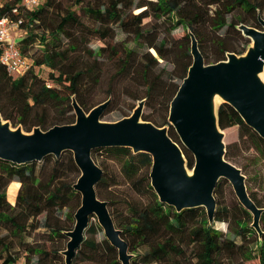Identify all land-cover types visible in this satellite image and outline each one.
<instances>
[{"label": "trees", "instance_id": "obj_1", "mask_svg": "<svg viewBox=\"0 0 264 264\" xmlns=\"http://www.w3.org/2000/svg\"><path fill=\"white\" fill-rule=\"evenodd\" d=\"M85 1L75 0L74 5H81ZM20 2L21 0H8L3 3L0 6V17L12 15L14 19L23 20L21 29L27 30V37L19 42L20 49L26 55L27 51L40 41L43 47L41 53L36 58L31 55L35 61L34 65H46L56 71L57 76L51 74L54 84L48 87L44 80L38 78L33 68L24 76L15 78L0 63V114L4 120L10 121L13 126L21 125L26 132H31L37 127L46 131L56 125L73 124L76 119L72 104L74 98L86 112H90L99 105L88 109L89 106L85 102V97L92 86L88 87L86 79L94 77L96 78L94 82L98 84L102 71L94 65L83 69L84 67L72 61L73 56L78 53L79 47L73 40V34L70 33V30H74L78 26L83 27V25L78 19L77 12L68 7L63 14L56 17L52 22V27L40 33L42 23L46 21L49 13L61 7V1L46 0L40 9L34 12L21 11L18 16H15L12 14V9ZM140 9L139 13L135 12ZM83 11L94 23L98 24V27H94L92 32L88 30L83 36L95 35L104 40L107 39V28L110 27L109 29L116 33L115 26L127 36H134L136 40H140L143 36L152 34L150 30L146 32L145 27L148 23L147 20L155 17L164 21L168 20L175 26L186 25L188 30H191L197 38L200 47L203 40L198 28L203 25L209 26L215 33L225 27H238L242 24L262 28L258 16L261 14L264 18V13H262L264 12V0H257V2L254 0H101L100 2L94 0L93 3L86 5ZM229 16L231 17L230 21L228 20ZM238 35H240L241 40L244 39L241 31ZM66 37L69 41L67 49L62 46L63 39ZM112 37L116 38V36ZM185 37L189 41L190 36ZM117 43L111 52L117 55L115 59L122 52L124 57L118 61L119 70L116 76L120 79L130 78L135 75L137 66L136 62H133L136 50L131 47L122 49L121 43L118 41ZM165 45L166 42L163 40L159 46L158 44L150 46V48H154L158 58H153L149 52L144 54L146 58L149 56L150 60L144 64V70L141 69L137 74L140 79L147 83L145 95L140 100H145V107L158 96L166 103L169 112L170 104L181 84L172 85L174 87L169 92L171 87L163 82V75L153 77V66L149 65L151 62L157 64L159 58L167 59L163 52ZM217 45L222 48V56L214 58L213 63L226 60L225 54L233 52V48L228 46L224 39L222 42L218 41ZM200 50L206 59L204 48L200 47ZM106 52L107 46H100L97 53L105 55ZM244 53L240 52L239 55ZM90 54L93 56V51H90ZM95 63L97 64L98 60L95 59ZM192 63L193 59L188 54V59L179 76L181 83L187 76ZM109 99L110 103L107 109L112 103V96ZM63 107H66L70 114L52 118L51 112ZM142 119L152 122L158 127L168 126L170 137L180 145L188 167L193 169L195 158L182 144L170 121L158 125L154 122L151 114L145 113L142 115ZM218 120L222 130L239 126L245 133L242 136H252L255 146L261 150L264 157V139L246 125L240 114L230 104L222 103L219 106ZM50 123V128L46 129V125ZM101 151L109 152L120 159L122 173L133 189L138 193L144 191V194L151 198L148 205L140 209L133 208L130 221L122 225V228L119 227L122 238L128 243L130 254L133 255L132 264H264V211L261 217L263 226L261 225L262 234L260 235L252 225V214L238 202L236 204L237 210L252 221L237 219L236 235L240 241L231 239L224 232L217 230L214 224L209 223L205 208H192L178 212L175 207L160 201L151 184L150 175L142 174L143 168L148 166L152 168L153 158L150 154L144 152L135 154L131 148L117 147L96 149L92 152L93 158L97 152ZM65 155L69 156L70 167L75 168L78 172L74 155L70 151L64 152L59 159L52 155L40 162L22 165L0 159V232H6L0 236V250L3 247L7 251L12 252L13 250L14 252L15 243L17 239H20L22 246L27 247L28 252L45 255L42 250L32 248L26 239V235L36 228L34 220L44 212L50 219L55 209L68 207L70 211L66 216L67 222L75 224L74 216L81 205V195L74 189L76 182L66 184L55 190L50 188L52 183L62 177L63 167L61 164ZM228 156L229 151L226 153V157ZM53 159L56 165L53 168L55 175L44 182L40 178L37 164ZM99 166L103 169L104 176L97 186V192L98 188L105 183L106 176L103 166ZM12 182L21 183L14 205L8 202V188ZM228 183L226 182V184ZM224 184L225 180H220L214 192L217 202L216 222L228 221L224 214L230 212L229 208L223 206L221 200ZM250 196L260 207L254 196L252 194ZM47 226L52 228L54 236L62 238L68 237L66 232L73 230L65 225L61 228L56 224H47ZM101 230L99 223H95L88 227L87 232L94 235ZM83 244L90 248L94 255L106 259L107 251L110 252L112 259L109 264H121L118 250L106 239L100 244L85 239ZM100 245L103 246V250H100ZM138 246L147 247L142 256L134 254L137 253ZM17 260V257L8 255L5 263L11 264Z\"/></svg>", "mask_w": 264, "mask_h": 264}, {"label": "water", "instance_id": "obj_2", "mask_svg": "<svg viewBox=\"0 0 264 264\" xmlns=\"http://www.w3.org/2000/svg\"><path fill=\"white\" fill-rule=\"evenodd\" d=\"M262 30L239 26L243 35L252 39L254 47L246 55L228 53L227 59L207 64L191 33L193 63L170 104L169 121L182 144L195 158L192 173L188 172L185 154L169 135V129L142 121L145 100L129 116L119 121H102L110 100L86 113L73 99L76 120L73 124L56 125L44 131L37 127L33 134L12 129L0 114V159L19 165L40 162L48 156L70 151L81 175L74 189L82 196L75 214L74 229L66 232L70 241L67 264H72L80 248L91 218L98 223L110 243L118 250L122 264H132L133 255L110 214L108 203L98 197L96 187L104 172L95 162L96 149L126 147L135 154L144 152L153 158L151 184L162 203L178 212L203 207L213 224L217 210L214 192L220 180L228 181L241 204L253 214V227L262 234L264 209L251 198L246 176L226 159L223 135L220 133L214 97L230 104L247 126L264 139V18L259 15ZM8 42L0 41V48ZM220 104V105H221Z\"/></svg>", "mask_w": 264, "mask_h": 264}, {"label": "rangeland", "instance_id": "obj_3", "mask_svg": "<svg viewBox=\"0 0 264 264\" xmlns=\"http://www.w3.org/2000/svg\"><path fill=\"white\" fill-rule=\"evenodd\" d=\"M7 1L8 0H0V3L3 4ZM60 1L61 7L49 13L46 21L42 23V27L39 32H45L47 28L52 27V22L57 16L63 14V12L66 11V8L70 7L72 11L77 12L78 19L82 23L83 27L78 26L74 30H70V33L73 34V40L79 47L78 53L73 56L72 61L84 67L83 69H87L91 65H94L102 71L98 84L94 82L96 80L94 77L86 79L88 87H92L85 97V102L89 106L88 109H90L107 101L109 97L112 96V103L102 117L103 122L113 123L128 117L139 105L141 98L145 95L147 83L144 82L143 79H140L137 73L140 72L141 69L144 70V64L147 60H150V57L147 56L146 58L144 54L149 52L152 54L153 58H158L157 53L155 54L154 52V48H150L152 44H158L159 46L164 40L166 45L163 52L167 56V59L165 60L159 58L157 64L154 62L149 64L150 66H153L152 76L158 77L163 75V82H165L167 86L171 87L169 92L174 87H172V85L181 84L179 76L181 75L184 64L188 59V54L191 55V58L193 59V55L191 54V38H189L188 41L185 37L190 33V30H188L186 25L175 26L168 20L164 21L163 19L152 17L147 20L148 23L145 27V31L148 32L150 30L152 31V34L143 36L140 40H136L134 36H127V34L115 26L114 28L116 29V33L111 31L109 27L107 28V39L101 40L95 35L83 36L86 31L91 30L92 32L94 27H98V24L94 23L93 20L83 11L84 7L93 3L94 0H86L81 5H74L75 0ZM97 1L100 2L101 0ZM254 1L257 2V0ZM140 11L141 9L136 10L135 12L139 13ZM228 20H231L230 16L228 17ZM229 27L230 28H223L218 33L212 31V29L207 25H203L198 28L199 34L203 40V43H200V47L204 48V52L206 54L205 61L207 64H213L214 58L222 56V48L217 45L218 41L222 42V39H224V42H226L228 46L233 48V53H236L237 55H239L240 52H245L244 55H246L248 50L254 47L252 39L243 35L244 39L241 40L239 37L240 35H238L240 32L239 26ZM257 29L262 30V28ZM26 35L27 30L21 28L15 29L13 32V37L16 39V43L18 44L24 37H27ZM112 36H116V38H113ZM117 41L121 43L122 49L125 47H131L136 50L133 62H136L137 66L135 68V75L130 78L120 79L116 76V73L119 70L118 61L121 57H124V53L122 52L121 55L115 59L117 55H114L113 52H111V49L117 46ZM40 43V41L36 42L30 50L27 51L26 56L33 64V69L38 75V78L44 80L46 85L50 87L54 84L51 74H55V76H57V72L53 71L46 65L35 66L34 58H32L33 55L36 58L41 53L43 47ZM68 44L69 41L66 37L63 39V48L67 49ZM100 46H107V52L105 55H99V53H97ZM90 51H93V56L90 54ZM228 53L225 54L226 59ZM95 59L98 60L97 64L95 63ZM260 79L264 83V71L262 72ZM222 101L223 99L219 95L214 97V102H216V113ZM67 113L70 114L67 112L66 107H63L59 110L55 109L52 111L51 116L52 118L59 115L67 116ZM144 113L151 114V117L155 120L154 122L158 125H161L164 122H169V112L167 110L166 103L162 99L158 98V96L156 99L154 98L149 102L144 109ZM142 121L144 120L142 119ZM8 122L12 129L16 130L19 128L25 134H33L35 129L34 128L31 132H26L21 125L15 127L10 121ZM46 126V129L50 128L51 123ZM165 127L168 128V126ZM219 131L223 135L226 153L229 151V156L226 157V159L242 170V173L246 176V185L249 194L254 196L260 205L259 208L264 209V157L262 156L261 150L255 146L252 136H242L245 133L239 126H233L226 130L219 129ZM64 158L65 159L61 164L63 167L62 177L52 183L53 185L50 186L51 189L55 190L56 188L63 187L66 184L75 183L80 176V171L76 172L75 168L70 167L68 162L69 156L65 155ZM94 159L95 162L98 165H102L106 171L105 183L98 188V196L100 199L107 201L110 214L116 224V227L118 229L119 227L122 228V225L130 221L132 209H140L148 205L151 198L150 196L144 194V191L138 193L133 189L132 185H130L122 173L121 160L116 158L113 154L106 151L97 152L94 155ZM186 165L188 167L187 160ZM55 166L54 159L37 164V169L40 172V178L44 182L48 181L49 178L55 175V171L53 169ZM151 169V166L143 168L142 174L146 173L150 175ZM187 169L189 173H192V169L189 167ZM226 182L228 181L225 180L221 200L223 206L230 209L228 214H224V217L228 218V221L216 222L214 220L213 224L217 230L224 232L229 238L240 241L236 235L237 219L242 218L249 222L252 221V219L244 217L237 210L236 204L239 202L238 197L232 185L230 183L226 184ZM8 202L10 201L8 200ZM11 204L14 205L13 203ZM69 211L70 208L68 207L58 208L54 210V214L50 217V219H48L47 213L44 212L34 220L36 228L26 235V239L32 248L42 250L45 255H40L36 252H28L27 247L22 246L21 240L17 239L14 246V252L12 250L13 253L5 250L3 247L1 248L0 264H6L5 259L8 255L18 258L17 262L11 264H38V262L39 264H67V256L64 252L67 250L70 238L54 236L52 228L48 227L47 224H56L60 228L65 225L69 229H73L75 224L67 222L66 216ZM95 223H98V218H91L89 226H92ZM261 225L263 226V223ZM2 234L4 235L6 232H0V236H2ZM84 237V240L94 241L97 244L102 243L104 239L109 241L103 229L94 235L86 231ZM99 248L100 250H103L102 245H100ZM146 250V246H138V251L134 254L142 256ZM111 259L112 254H110V252L107 251L106 259L105 257L94 255L90 248L81 244L80 248L76 251L72 264H109ZM141 261H144V259H141Z\"/></svg>", "mask_w": 264, "mask_h": 264}, {"label": "built area", "instance_id": "obj_4", "mask_svg": "<svg viewBox=\"0 0 264 264\" xmlns=\"http://www.w3.org/2000/svg\"><path fill=\"white\" fill-rule=\"evenodd\" d=\"M45 2L46 0H21L12 9V14L18 16L21 11L34 12L40 9ZM2 5L0 3V6ZM22 22V19H14L12 15L0 17V41L8 42L0 48V63L15 78L24 76L33 68V64L22 52L19 44L16 43V39L13 37V32L15 29L21 28Z\"/></svg>", "mask_w": 264, "mask_h": 264}, {"label": "bare ground", "instance_id": "obj_5", "mask_svg": "<svg viewBox=\"0 0 264 264\" xmlns=\"http://www.w3.org/2000/svg\"><path fill=\"white\" fill-rule=\"evenodd\" d=\"M155 52V51H154ZM156 54V52H155ZM262 74V73H261ZM261 74L259 75V77L261 76ZM216 101V99H215ZM218 101V100H217ZM216 102H214V105H215ZM21 188V183L20 182H12L8 188V200L15 204L16 203V198H17V195H18V192H19V189Z\"/></svg>", "mask_w": 264, "mask_h": 264}, {"label": "flooded vegetation", "instance_id": "obj_6", "mask_svg": "<svg viewBox=\"0 0 264 264\" xmlns=\"http://www.w3.org/2000/svg\"><path fill=\"white\" fill-rule=\"evenodd\" d=\"M259 17V16H258ZM258 20H259V18H258ZM260 22V21H259ZM261 24V23H260ZM246 25V24H245ZM262 25V24H261ZM240 26V25H239ZM248 26V25H247ZM250 27V26H249ZM254 28V27H253ZM262 29H263V26H262ZM241 31V30H240ZM191 33L193 34V32L190 30V33L188 34L189 36H190V38H191ZM241 33H242V31H241ZM243 34V33H242ZM194 35V34H193ZM195 36V35H194ZM197 39V38H196ZM198 41V40H197ZM198 45H199V42H198ZM191 46H192V40H191ZM199 49H200V47H199ZM155 51V50H154ZM229 53H231V52H229ZM233 53V52H232ZM191 54H192V52H191ZM183 82V81H182ZM182 84V83H181ZM110 100V99H109ZM108 101V100H107ZM143 101V100H142ZM106 102V101H105ZM104 103V102H103ZM73 104V103H72ZM102 104V103H101ZM100 105V104H99ZM138 107V106H137ZM95 108V107H94ZM144 108H145V106H144ZM75 110V109H74ZM106 111H107V109H106ZM105 111V112H106ZM86 112V111H85ZM86 113H89V112H86ZM105 114V113H104ZM143 114H144V112H143ZM75 115H76V113H75ZM104 116V115H103ZM102 116V117H103ZM76 120V119H75ZM76 164V163H75ZM77 166V165H76ZM77 168H78V166H77ZM79 169V168H78ZM80 171V170H79ZM104 172V171H103ZM80 175H81V172H80ZM104 176V175H103ZM80 177V176H79ZM103 178V177H102ZM79 179V178H78ZM77 182V181H76ZM76 184V183H75ZM74 184V185H75ZM98 186V185H97ZM96 190H97V187H96ZM79 193V192H78ZM80 194V193H79ZM97 194H98V192H97ZM81 195V194H80ZM99 197V196H98ZM81 199H82V196H81ZM239 200V199H238ZM107 202V201H106ZM240 202V201H239ZM241 203V202H240ZM81 206V205H80ZM248 210V209H247ZM249 211V210H248ZM250 212V211H249ZM251 213V212H250ZM76 214V213H75ZM252 214V213H251ZM252 216H253V214H252ZM75 217V216H74ZM75 222H76V220H75ZM75 226V225H74ZM74 229V228H73ZM69 232V231H68Z\"/></svg>", "mask_w": 264, "mask_h": 264}]
</instances>
